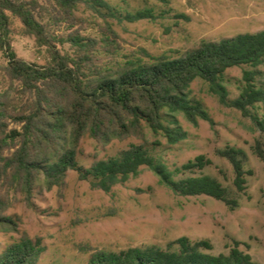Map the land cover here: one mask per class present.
I'll return each instance as SVG.
<instances>
[{
    "label": "trees",
    "instance_id": "1",
    "mask_svg": "<svg viewBox=\"0 0 264 264\" xmlns=\"http://www.w3.org/2000/svg\"><path fill=\"white\" fill-rule=\"evenodd\" d=\"M47 1L57 14V23L76 18L80 3L128 22L157 18L152 9L122 13L105 0ZM39 9L37 0H0V232L17 230V222L7 214L13 195H22L31 205L37 188L50 190L62 185L69 171L108 192L147 168L175 194L206 195L230 210L238 207L249 171L245 169L247 154L234 146L216 150L231 166L229 186L202 173L211 164L202 154L174 168L144 144L131 143L88 168L79 164L77 157L85 137L109 143L131 137L145 140L149 132L173 145L187 138L179 116L194 126L199 120L212 124L204 103L190 88L193 81L201 80L221 105L251 120L260 134L251 151L264 160V116L257 112L264 107V79L259 69L264 64V29L218 41L201 40L176 57L146 53L147 59L98 65L91 53L93 38L70 35L75 53L62 52L58 46L62 38L49 33ZM10 15L46 48V64L17 56L10 41ZM231 67L241 68L234 98H230L225 77ZM159 144L157 139L152 143ZM211 248L207 240L190 242L183 236L166 248L97 250L87 264H254L237 246L228 254L217 255L206 252ZM42 250L39 243L22 238L0 250V264H37Z\"/></svg>",
    "mask_w": 264,
    "mask_h": 264
},
{
    "label": "rangeland",
    "instance_id": "2",
    "mask_svg": "<svg viewBox=\"0 0 264 264\" xmlns=\"http://www.w3.org/2000/svg\"><path fill=\"white\" fill-rule=\"evenodd\" d=\"M118 11L149 8L157 18L128 22L105 16L80 3L73 20L56 22L47 0H37L49 33L62 38V52L74 54L70 35L95 40L91 53L98 65L147 59L165 54L176 57L196 47L201 40L218 41L241 33L264 29V0H105ZM39 9V10H40ZM63 20V19H61ZM10 41L17 56L36 64L48 62L46 48L36 43L19 19L10 15ZM114 53H109L110 49ZM0 64L2 61L0 59ZM263 73L264 64L259 67ZM230 98L238 95L240 67L226 70ZM194 97L202 100L213 121L199 120L194 126L179 116L187 138L176 144L147 132L146 139L127 138L102 143L85 137L77 160L85 168L117 155L131 143L144 144L170 168L180 167L197 155L211 164L202 170L229 186L233 178L230 164L216 154L226 145L247 154L246 189L233 210L206 195L181 196L161 184L147 168L126 182L105 192L69 171L62 185L50 190L36 189L27 204L23 196H12L7 214L17 222V230L0 232V250L28 238L43 249L37 264H87L97 250L119 251L129 247L166 248L180 237L190 242L207 240L214 255L228 254L233 247L249 254L254 264H264V160L251 151L260 134L241 112L221 105L207 92L201 80L191 84ZM264 116V107L257 109ZM160 144L153 146L154 140Z\"/></svg>",
    "mask_w": 264,
    "mask_h": 264
}]
</instances>
